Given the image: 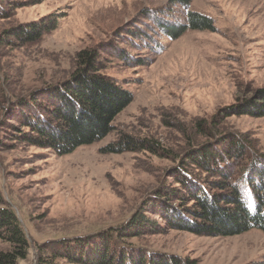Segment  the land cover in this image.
Segmentation results:
<instances>
[{
  "label": "rangeland",
  "instance_id": "374dc122",
  "mask_svg": "<svg viewBox=\"0 0 264 264\" xmlns=\"http://www.w3.org/2000/svg\"><path fill=\"white\" fill-rule=\"evenodd\" d=\"M188 10L209 16L215 30L168 37L159 23H183ZM55 17L57 26L34 42L7 40L21 23ZM90 47L100 51V72L132 93L130 103L92 144L64 155L30 145L27 97L65 79L76 53ZM261 87L264 0H0V207H12L28 237L20 264H34L40 244L115 227L145 209L155 190L173 185L171 167L206 139L236 134L264 152V116L218 113ZM125 134L154 141L158 151H100ZM148 208L145 215L163 224ZM128 240L199 264H264L256 228L229 236L163 228Z\"/></svg>",
  "mask_w": 264,
  "mask_h": 264
},
{
  "label": "trees",
  "instance_id": "16d2710c",
  "mask_svg": "<svg viewBox=\"0 0 264 264\" xmlns=\"http://www.w3.org/2000/svg\"><path fill=\"white\" fill-rule=\"evenodd\" d=\"M190 2L168 0L170 6H188ZM159 25L173 39L187 29L215 30L209 16L192 10L186 12L183 23ZM56 26V17L21 23L6 32L7 40L34 42ZM100 64L98 47L83 48L76 53L75 65L65 79L30 93L27 106L33 114L25 118L29 128L25 141L64 155L113 130L114 118L130 103L132 93L112 76L100 72ZM40 98L48 105L37 104ZM34 108L43 111L39 114ZM222 112L264 116V87L218 110ZM205 124L201 120L197 126L201 129ZM211 133L205 132L206 136ZM212 141L206 139L190 147L170 169L173 185L158 188L154 198L146 202L148 211L161 217L163 224L146 216L147 207L142 206L115 227L40 244L34 264H199L176 254H148L128 239L143 232L159 233L163 228L207 236L236 235L252 228L264 232V152L236 134H220ZM138 150L154 153L158 145L125 134L100 149L115 154ZM247 192L251 193V205ZM0 240L7 244L0 250V264H20L27 258L28 237L9 206L0 207Z\"/></svg>",
  "mask_w": 264,
  "mask_h": 264
}]
</instances>
